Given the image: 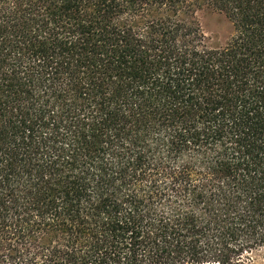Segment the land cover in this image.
Masks as SVG:
<instances>
[{
	"label": "trees",
	"instance_id": "1",
	"mask_svg": "<svg viewBox=\"0 0 264 264\" xmlns=\"http://www.w3.org/2000/svg\"><path fill=\"white\" fill-rule=\"evenodd\" d=\"M263 251L264 0H0V264Z\"/></svg>",
	"mask_w": 264,
	"mask_h": 264
},
{
	"label": "rangeland",
	"instance_id": "2",
	"mask_svg": "<svg viewBox=\"0 0 264 264\" xmlns=\"http://www.w3.org/2000/svg\"><path fill=\"white\" fill-rule=\"evenodd\" d=\"M199 21L206 43L210 46L224 45L232 32L230 22L221 12L202 7L195 13ZM247 264H264V251Z\"/></svg>",
	"mask_w": 264,
	"mask_h": 264
}]
</instances>
